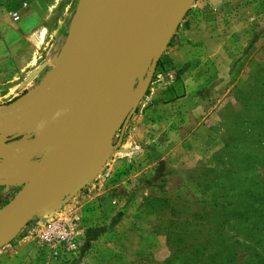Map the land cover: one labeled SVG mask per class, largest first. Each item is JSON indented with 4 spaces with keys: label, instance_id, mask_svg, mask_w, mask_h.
Masks as SVG:
<instances>
[{
    "label": "rangeland",
    "instance_id": "1",
    "mask_svg": "<svg viewBox=\"0 0 264 264\" xmlns=\"http://www.w3.org/2000/svg\"><path fill=\"white\" fill-rule=\"evenodd\" d=\"M5 1L0 90L26 88L21 97L55 60L37 28L28 78L10 75L2 40L14 23ZM136 71L132 91L140 72L144 90L115 110L86 179L51 212L14 228L0 264H264V0H184ZM55 220L80 242L67 262L42 252L37 239Z\"/></svg>",
    "mask_w": 264,
    "mask_h": 264
},
{
    "label": "water",
    "instance_id": "2",
    "mask_svg": "<svg viewBox=\"0 0 264 264\" xmlns=\"http://www.w3.org/2000/svg\"><path fill=\"white\" fill-rule=\"evenodd\" d=\"M184 0H81L62 54L45 81L0 109V187H20L0 208V246L86 179L125 96L147 79L136 64ZM113 97L110 99V97ZM30 137L19 146L7 136Z\"/></svg>",
    "mask_w": 264,
    "mask_h": 264
},
{
    "label": "crops",
    "instance_id": "3",
    "mask_svg": "<svg viewBox=\"0 0 264 264\" xmlns=\"http://www.w3.org/2000/svg\"><path fill=\"white\" fill-rule=\"evenodd\" d=\"M80 1L81 0L5 1L6 5L3 6L2 9H4V11L9 16L11 13H18L20 16V22H18V25L15 26V22L12 20L14 23V29L12 30V28L8 26L9 28L7 29H10L9 34L7 37H4V40H2L3 47L6 49L5 55L9 56L8 61L12 62L16 69L15 72L10 73V75L16 74L18 76L20 75L22 77L25 76L28 78V68L30 67L28 66V63L30 62V54L34 48L31 43H33V39H35L34 36L36 35L35 31L37 28H44L46 31L44 38L40 41L42 44L48 45L46 48H43L44 51H50L48 53V59H50V61L55 60L53 66L58 62L62 54V48L64 47L72 22L78 10ZM55 2L56 5L53 8V13H51L49 20H44L42 12L51 7ZM28 10L30 11V14L27 15L28 17H23ZM24 43H26V45H23ZM27 43L30 44L28 45ZM19 47H24L22 52L19 51ZM11 52L15 55V57L12 59ZM7 64L9 65V63ZM14 85H10V87ZM17 89L11 94L7 93V90H0V98H2L0 101V109L20 101L27 94H29V92L27 94L24 93V95L20 97L19 93H22L23 90L25 92L26 88L21 87L20 90L19 88ZM19 190L20 187H0V208L8 203L18 193Z\"/></svg>",
    "mask_w": 264,
    "mask_h": 264
},
{
    "label": "built area",
    "instance_id": "4",
    "mask_svg": "<svg viewBox=\"0 0 264 264\" xmlns=\"http://www.w3.org/2000/svg\"><path fill=\"white\" fill-rule=\"evenodd\" d=\"M13 21H18V13L12 14ZM73 230L64 221L55 220L41 226L37 239L42 245V252L52 257L55 261L67 262L76 255L80 248V242Z\"/></svg>",
    "mask_w": 264,
    "mask_h": 264
},
{
    "label": "bare ground",
    "instance_id": "5",
    "mask_svg": "<svg viewBox=\"0 0 264 264\" xmlns=\"http://www.w3.org/2000/svg\"><path fill=\"white\" fill-rule=\"evenodd\" d=\"M126 104V103H125ZM125 104L123 105V106H125ZM120 110V109H119ZM122 111V110H121ZM117 112V111H116ZM116 114V113H115ZM117 114H119V113H117ZM116 116V115H115ZM114 120V119H113Z\"/></svg>",
    "mask_w": 264,
    "mask_h": 264
}]
</instances>
